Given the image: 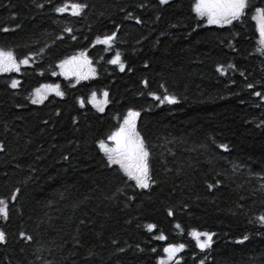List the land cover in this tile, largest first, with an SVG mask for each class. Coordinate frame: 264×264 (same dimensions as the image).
Instances as JSON below:
<instances>
[{
	"label": "trees",
	"instance_id": "trees-1",
	"mask_svg": "<svg viewBox=\"0 0 264 264\" xmlns=\"http://www.w3.org/2000/svg\"><path fill=\"white\" fill-rule=\"evenodd\" d=\"M65 3L87 7L58 13ZM195 3L0 0V50L28 59L0 72V264H160L169 244L185 248L167 264H264V52L254 9L215 27ZM113 35L111 46L97 43ZM81 53L90 75L64 77L59 65ZM117 53L124 71L109 63ZM45 85L63 97L33 104ZM105 92L98 112L90 98ZM129 110L140 113L149 151L147 189L99 148L116 147L109 137ZM193 231L212 233L211 247L198 248Z\"/></svg>",
	"mask_w": 264,
	"mask_h": 264
},
{
	"label": "snow or ice",
	"instance_id": "snow-or-ice-1",
	"mask_svg": "<svg viewBox=\"0 0 264 264\" xmlns=\"http://www.w3.org/2000/svg\"><path fill=\"white\" fill-rule=\"evenodd\" d=\"M161 5H167L169 0H159ZM87 5L82 3H65L63 6L58 7L56 11L58 13L69 12L72 16H79ZM254 9L255 14L252 16L253 20H258V31L260 36V44L264 46V6H254L251 4V0H196V3L193 6V11L196 16L201 19L206 18L208 25H217L224 27L226 25H232L233 21L241 20L249 10ZM137 23H140L137 20ZM66 31H71V29H65ZM7 31V29H5ZM113 36H106L103 40H97V43L105 44L111 46L112 41L114 40ZM264 52V48L261 49ZM77 61L81 63L78 64ZM90 63L84 53H81L79 57H72L69 60L63 61L59 67L64 69L66 66L71 67H80L82 64ZM109 63L118 64L121 71H124V65L120 60V55L117 53L114 59L110 60ZM20 64L27 65L28 59L17 61L16 57L11 51L0 50V72L8 71H19ZM229 67H233L229 65ZM217 72L223 74V67H217ZM67 74V73H65ZM83 78H87L86 76ZM18 81L13 80L11 87L16 88ZM45 89L55 91L57 96L63 97L64 93L59 90V86L53 88L51 85L43 86ZM249 88L252 87L251 84L248 85ZM36 95L38 99H33L32 103H40L44 99L41 96V89L36 90ZM257 96L261 93L257 92ZM104 96L107 97L108 93L105 92ZM160 99V97H155ZM96 94L93 93L91 102L93 106L97 108L98 111L103 112L104 107L98 103H95ZM164 101L168 103H176L175 97L165 95L163 97ZM107 101H105L106 103ZM163 102V101H162ZM81 107L84 106V101H80ZM140 113L136 111L129 110L127 116L124 118L123 125L119 130L113 133L109 139L115 142V148H109L105 145L104 142L99 143V148L103 151L104 155L107 158L108 164H118L119 167L124 171L125 175L130 180L135 181L137 187L141 189H147L150 187V182L152 177L149 175V151L145 147L144 140L140 137L139 133L136 131V118L139 117ZM226 150V147H225ZM0 151H3V146H0ZM211 187V185H209ZM17 191H19L17 189ZM13 200L16 199V196L13 195ZM169 215H172L169 212ZM0 216H3L5 219L8 218V205L3 199H0ZM259 219L264 222V216L259 217ZM148 230L152 231L154 225H148ZM179 227V225H177ZM23 235V234H22ZM191 236L196 241V246L201 250H205L211 247L212 243V233L208 232H196L193 231ZM205 239H201V237ZM31 240V237L28 238ZM158 240H165L166 237L160 235L156 237ZM247 239V237H245ZM0 242H5V234L0 232ZM185 248L184 244H169L164 248V253L166 254L167 261H171L175 255ZM155 251V249H153ZM160 264H167L165 260H161Z\"/></svg>",
	"mask_w": 264,
	"mask_h": 264
},
{
	"label": "rangeland",
	"instance_id": "rangeland-1",
	"mask_svg": "<svg viewBox=\"0 0 264 264\" xmlns=\"http://www.w3.org/2000/svg\"><path fill=\"white\" fill-rule=\"evenodd\" d=\"M255 14V12L253 11V14L252 16ZM206 20V18H204ZM254 21V24H255V27L258 31V20H253ZM206 23H207V20H206ZM213 26V25H212ZM217 26V25H215ZM259 32V31H258ZM260 38V37H259ZM261 45V44H260ZM262 46V45H261ZM262 48H264V46H262ZM78 64H80L81 62L80 61H77ZM60 72L63 76H66V77H69V78H73V77H76V78H81V77H88L90 75V67L88 66V63L87 64H82L80 67H71V66H66L64 69H62L60 67ZM67 73V74H65ZM54 88V87H53ZM41 96L44 97V99L42 101H45V99L47 98V96L51 93H54L55 91H52V90H49V89H45L44 87H41ZM34 99H38L37 95H36V92L34 93L33 95ZM92 99V97H91ZM91 99H90V102H91ZM105 101H107V97L104 96V93L100 94V95H96V100H95V103H98L100 104L101 106L105 107L107 102L105 103ZM92 106H93V103L91 102ZM94 107V106H93ZM96 110L97 108L94 107ZM98 111V110H97ZM100 112V111H99ZM105 145L109 148H114L112 145L108 144V143H105ZM201 239H205V237H201ZM165 261L167 263H169V261H167V257L165 259Z\"/></svg>",
	"mask_w": 264,
	"mask_h": 264
},
{
	"label": "flooded vegetation",
	"instance_id": "flooded-vegetation-1",
	"mask_svg": "<svg viewBox=\"0 0 264 264\" xmlns=\"http://www.w3.org/2000/svg\"><path fill=\"white\" fill-rule=\"evenodd\" d=\"M251 4L254 6H264V0H251Z\"/></svg>",
	"mask_w": 264,
	"mask_h": 264
}]
</instances>
